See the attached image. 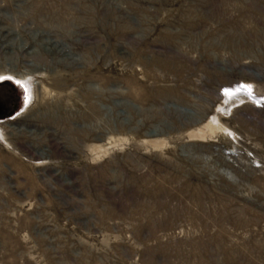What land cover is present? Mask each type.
Listing matches in <instances>:
<instances>
[{"label": "rangeland", "instance_id": "374dc122", "mask_svg": "<svg viewBox=\"0 0 264 264\" xmlns=\"http://www.w3.org/2000/svg\"><path fill=\"white\" fill-rule=\"evenodd\" d=\"M11 72L0 264H264V0H0Z\"/></svg>", "mask_w": 264, "mask_h": 264}, {"label": "bare ground", "instance_id": "6f19581e", "mask_svg": "<svg viewBox=\"0 0 264 264\" xmlns=\"http://www.w3.org/2000/svg\"><path fill=\"white\" fill-rule=\"evenodd\" d=\"M0 75H2V77H9V78H14V79H16V80H21V81H25L26 80V78L25 77H22V76H19V75H16V74H14V73H4V74H0ZM244 89V88H243ZM246 90V89H245ZM245 90H243V91H245ZM242 91V90H241Z\"/></svg>", "mask_w": 264, "mask_h": 264}, {"label": "snow or ice", "instance_id": "6c2138e0", "mask_svg": "<svg viewBox=\"0 0 264 264\" xmlns=\"http://www.w3.org/2000/svg\"><path fill=\"white\" fill-rule=\"evenodd\" d=\"M245 89L247 90V91H249V93H251V87L250 86H245ZM227 91V90H226Z\"/></svg>", "mask_w": 264, "mask_h": 264}]
</instances>
